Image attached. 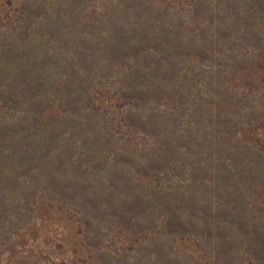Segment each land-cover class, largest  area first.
Instances as JSON below:
<instances>
[{
    "label": "rangeland",
    "instance_id": "1",
    "mask_svg": "<svg viewBox=\"0 0 264 264\" xmlns=\"http://www.w3.org/2000/svg\"><path fill=\"white\" fill-rule=\"evenodd\" d=\"M0 264H264V0H0Z\"/></svg>",
    "mask_w": 264,
    "mask_h": 264
}]
</instances>
